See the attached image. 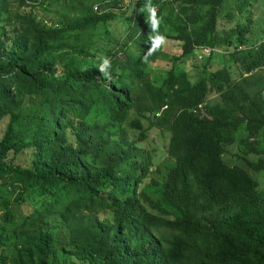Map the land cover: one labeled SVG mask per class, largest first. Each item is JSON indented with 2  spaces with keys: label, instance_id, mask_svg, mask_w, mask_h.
Instances as JSON below:
<instances>
[{
  "label": "trees",
  "instance_id": "obj_1",
  "mask_svg": "<svg viewBox=\"0 0 264 264\" xmlns=\"http://www.w3.org/2000/svg\"><path fill=\"white\" fill-rule=\"evenodd\" d=\"M120 1L0 0V264H264V0H151L158 73Z\"/></svg>",
  "mask_w": 264,
  "mask_h": 264
},
{
  "label": "rangeland",
  "instance_id": "obj_2",
  "mask_svg": "<svg viewBox=\"0 0 264 264\" xmlns=\"http://www.w3.org/2000/svg\"><path fill=\"white\" fill-rule=\"evenodd\" d=\"M62 8H61V5L60 4H56L54 3L52 6L49 7V11L50 13H45L43 11H40V10H37L38 14L41 16V17H46L48 19H51L54 17V14L53 12H58V11H61ZM254 11L256 12V17L258 18V24H256L255 27H253V30H255L256 28L260 29L262 26V24L264 23V4H259L257 5L255 8H254ZM127 13V11L125 12ZM124 17H121L119 18V20L117 21H113L111 22L110 24V32L109 31H106L105 28H101L99 29L98 33L96 34V36L94 37V40L95 42H97V44L100 46L101 48V45L104 43L106 44V47H107V44H109L111 46V43L112 42H109V40H112L114 39L113 36H123L121 35V33H123L124 30H126V23L123 21ZM105 33L104 37H105V41H102L100 38L102 36V34ZM102 33V34H101ZM208 50H205V52L207 53ZM209 52V51H208ZM222 51H217L216 50V54L217 53H222ZM164 54L160 55L159 58L160 61H157L155 62V64L153 63L152 64V68H153V71L154 72H159L161 71V69L163 68H167L169 67L168 64L169 62L167 61H172L175 57L177 56H180L181 54V45L178 41H175V40H170V39H166V43H165V51L163 52ZM196 55L201 58V59H205V57L203 56V52H200V51H197L196 52ZM210 55V53H209ZM209 55H207L206 57H208ZM164 60H163V59ZM190 60H188L189 62ZM210 64H212L213 68L217 69L221 64H222V58L221 57H214L211 61H210ZM148 71L150 72L151 69H148ZM202 73V70L200 71L199 69H190L189 70V74H190V79L191 81H195L196 78L198 77L199 74ZM30 99H27L25 100L26 102H28ZM7 119H5L2 124L0 125V137L1 135L3 134L4 130H5V127H6V124H7ZM146 126H148V124L146 123L145 124ZM149 139H148V142L146 143V146H148L147 150L149 151H154L156 148H163L165 145L168 144V142L166 141V139H164V136L163 135H160L154 131H150L149 132ZM168 139V138H167ZM262 140L264 141V136L262 138ZM262 146L260 147V149L264 150V143L261 144ZM236 149V148H235ZM238 150V149H236ZM245 150V149H244ZM262 186H264V178L262 180ZM20 211V210H18ZM65 239H67L66 237L65 238H62L63 241H65Z\"/></svg>",
  "mask_w": 264,
  "mask_h": 264
},
{
  "label": "clouds",
  "instance_id": "obj_3",
  "mask_svg": "<svg viewBox=\"0 0 264 264\" xmlns=\"http://www.w3.org/2000/svg\"><path fill=\"white\" fill-rule=\"evenodd\" d=\"M120 2L121 3L117 4V6H119L118 8H115V9L113 8L114 12L125 13L127 11V13L125 14H127L128 16L129 13H131L134 6H136L140 2V0H123ZM145 10L148 13L147 22L151 29V34L149 35L150 47L147 53L143 56V60L147 61L148 56L154 54L157 51L159 52L158 57L164 54L163 52L165 51V43H166L167 38L163 34H161L159 31L160 25L162 23V17L158 15V10L151 3V0H148V3L145 4L143 8H141L139 11L142 13ZM125 20L126 19H123L124 22ZM111 67H112L111 59L107 56L103 57L98 69H99V72L108 80L112 79Z\"/></svg>",
  "mask_w": 264,
  "mask_h": 264
}]
</instances>
